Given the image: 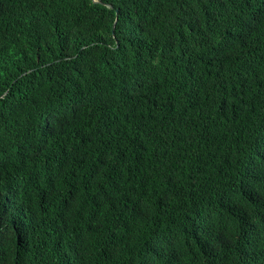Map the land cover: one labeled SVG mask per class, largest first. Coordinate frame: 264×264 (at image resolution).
<instances>
[{"label":"trees","instance_id":"16d2710c","mask_svg":"<svg viewBox=\"0 0 264 264\" xmlns=\"http://www.w3.org/2000/svg\"><path fill=\"white\" fill-rule=\"evenodd\" d=\"M0 264H264V0H0Z\"/></svg>","mask_w":264,"mask_h":264}]
</instances>
